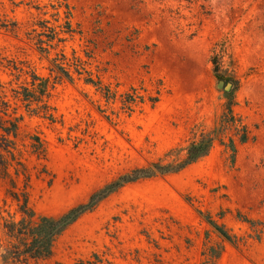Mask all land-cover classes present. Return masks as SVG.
I'll use <instances>...</instances> for the list:
<instances>
[{
  "label": "rangeland",
  "instance_id": "374dc122",
  "mask_svg": "<svg viewBox=\"0 0 264 264\" xmlns=\"http://www.w3.org/2000/svg\"><path fill=\"white\" fill-rule=\"evenodd\" d=\"M20 1L0 0V17L22 25L19 36L0 30V79L13 103L12 89L26 75L12 74L8 60L50 75L47 57L25 33L37 11ZM70 1L83 32L67 42L68 55L75 50L89 59L91 50L88 68L120 92L143 82L151 89L161 79L162 95L155 106L146 101L129 113L81 78L56 85L55 121L17 102L22 131L39 133L48 146V173H38L36 157H29L31 203L39 214H61L118 175L185 143L196 125L212 127L227 101L217 86L221 78L233 82L234 110L252 137L244 143L236 138L234 160L216 142L207 157L178 173L125 185L64 231L51 257L28 264H82L94 253L104 264H201L210 225L197 208L210 210L241 237L239 246L227 244L216 264H264V0ZM213 50L228 53L221 77ZM6 187L0 175V199L15 211ZM0 264L7 263L0 257Z\"/></svg>",
  "mask_w": 264,
  "mask_h": 264
},
{
  "label": "trees",
  "instance_id": "16d2710c",
  "mask_svg": "<svg viewBox=\"0 0 264 264\" xmlns=\"http://www.w3.org/2000/svg\"><path fill=\"white\" fill-rule=\"evenodd\" d=\"M19 4L37 11L28 20L25 33L27 40L47 57L50 75H42L30 65H19L16 60H8L7 67L12 74L15 73L19 78L26 75L22 84L12 89V96L16 100L14 103L8 96L5 82L0 79V175L7 180L6 194L16 204L13 211L8 207L6 199H0V257L3 262L28 264L30 259H47L53 255L56 241L64 231L125 185L140 179L178 173L207 157L216 142L227 146L234 160L238 151L236 138L241 143L251 139V130L234 110L236 97L232 88L226 91L227 101L212 127L196 125V133L185 143L173 146L164 156L145 166H137L118 175L93 191L87 200L71 206L61 214H39L31 203L32 170L29 157H36L34 167L40 168L38 173H48V146L39 133L22 131L24 115L19 113L17 102H21L27 112L55 121L56 106L52 98L56 85L63 80L74 82L83 78L108 103L119 100L122 110L131 113L146 101L155 106L161 99L163 82L161 79L155 81L151 89L143 82L140 86L132 85L120 92L118 85L105 83L99 74L88 68L89 60L93 58L91 50L86 52L89 59L77 55L75 50L71 56L68 55L67 42L83 32L80 24L75 21V7L70 0H49L44 4L40 0H22ZM21 28L18 20L0 17V30L19 36ZM227 54L226 50L221 53L213 50L211 61L219 77L220 65ZM0 59H4L1 53ZM100 110L106 111L102 108ZM19 139L22 143L18 142ZM197 211L210 225L201 264H216L227 244L239 246L241 237L225 222L216 219L210 210L197 208ZM219 214L223 218L226 210ZM239 216L251 224L256 222L241 213ZM210 233H214L217 238L208 236ZM104 262L99 253H94L93 259L85 260L82 264Z\"/></svg>",
  "mask_w": 264,
  "mask_h": 264
},
{
  "label": "water",
  "instance_id": "95a60500",
  "mask_svg": "<svg viewBox=\"0 0 264 264\" xmlns=\"http://www.w3.org/2000/svg\"><path fill=\"white\" fill-rule=\"evenodd\" d=\"M217 86L219 88H222V89L226 90V91H229V90H231L233 88V82L226 81L225 78H221V79L218 80Z\"/></svg>",
  "mask_w": 264,
  "mask_h": 264
}]
</instances>
